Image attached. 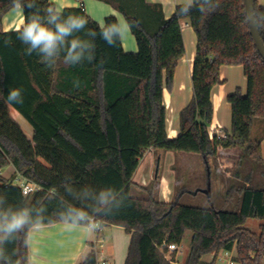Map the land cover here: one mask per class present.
I'll use <instances>...</instances> for the list:
<instances>
[{"label":"trees","instance_id":"16d2710c","mask_svg":"<svg viewBox=\"0 0 264 264\" xmlns=\"http://www.w3.org/2000/svg\"><path fill=\"white\" fill-rule=\"evenodd\" d=\"M115 7L131 25L137 51H125L122 40L109 47L97 36L96 59L71 66L61 58L47 67L17 39L16 30L4 31L2 20L12 0H0V212L29 210V223L0 241V264H29L28 234L35 225L69 222L70 209H84L101 225H117L131 235L125 264H172L164 241L180 246L192 235L184 264H215L220 252L235 249L239 264H264V188L231 186L228 200L238 196L239 208H203L167 203L152 193L147 198L131 194L133 176L149 149L200 154L208 173L209 159H218L219 148L241 149L262 162L261 142L254 141V120L264 119V59L250 33L244 0H217L214 11L193 8L166 17L161 4L146 0H100ZM255 17L264 41V7L254 0ZM40 8L55 6L36 0ZM24 9V17L31 13ZM64 15L88 20L87 29L99 23L84 7L65 8ZM189 20L196 37L192 84L193 97L179 115V135L169 138L164 89L171 90L175 72L185 55L182 21ZM115 15L105 24L117 23ZM83 36V32L76 33ZM93 39L91 37H84ZM224 65H241L247 93L238 88L227 97L232 127L225 136L211 137L213 95L221 84ZM79 79L80 88L73 87ZM22 90L23 103H8L11 89ZM33 127L30 140L10 116V108ZM40 187L24 196L15 174ZM210 174V173H209ZM250 180V177L247 178ZM111 189L123 207L113 215L98 214L97 197ZM249 219L262 221L259 232L246 226ZM80 224H84L81 222ZM213 254L212 261H204ZM77 264H98L94 248Z\"/></svg>","mask_w":264,"mask_h":264},{"label":"crops","instance_id":"0c3cea01","mask_svg":"<svg viewBox=\"0 0 264 264\" xmlns=\"http://www.w3.org/2000/svg\"><path fill=\"white\" fill-rule=\"evenodd\" d=\"M146 1L152 4H161L167 18L175 13L173 4L179 3V0ZM51 2L61 10L83 6L86 13L98 22L99 25L105 24V18L110 15H115L120 22L126 20L124 15L115 7L100 0H51ZM259 4L264 7V0H259ZM24 23V14L13 12L12 9L6 13L2 20L4 31L16 30ZM182 29L186 52L177 66L172 89H164V104L167 111L169 138H175L179 135L180 112L193 97L192 74L197 49V37L189 20L182 21ZM121 40L125 51H137V42L131 30ZM220 80L222 83L214 89V116L210 127V134L211 136L216 134L223 137L232 127V108L227 97L238 88L241 89L243 94H246L247 78L241 65H224L221 68ZM14 119L18 123H21L16 118ZM30 132L32 136L34 133L33 128ZM263 134L264 121L258 120L257 122L255 119L252 135L254 141L261 142L264 161V141H261L262 136L264 138ZM27 136L31 137L28 134ZM219 156L221 159L223 156H230L231 158L242 157L240 161L241 166L238 170L239 173H235V178L238 179L239 177L240 181L245 179L246 175L250 173L243 171V169H246V164L251 160L252 162L255 161L253 158L245 156L244 152L238 148L224 149L220 147ZM182 162L173 151L147 150L141 158L139 167L133 176L134 184L131 188V194L134 197L147 198L149 193H152L159 201L171 202L176 198V189L184 185L189 186V181L180 180L178 175L174 177L168 176L163 170L175 169L176 172L182 167ZM225 165H230V163H226ZM9 170L11 173L14 171L15 174L13 166H9ZM250 171H252L251 168ZM2 175L9 178L3 172ZM15 177L19 178L20 176L16 175ZM250 182L249 180L248 184ZM248 184H239V186L242 187ZM239 205L240 199H237L236 209L239 208ZM261 223L262 221L260 220V225ZM130 238L131 235L125 232V228L117 225H101L100 231H95L92 235L85 233L83 224L73 226L69 222H56L49 225H35L30 228L28 234L29 264H77L86 257L91 248L97 251L98 262L106 260L109 264H125ZM122 239L126 241L124 242ZM223 253L225 255V251ZM177 255L176 252V260L173 264H182L177 261ZM212 260L208 259L204 261L210 262Z\"/></svg>","mask_w":264,"mask_h":264},{"label":"clouds","instance_id":"9594fccd","mask_svg":"<svg viewBox=\"0 0 264 264\" xmlns=\"http://www.w3.org/2000/svg\"><path fill=\"white\" fill-rule=\"evenodd\" d=\"M197 8L201 13L211 12L218 7L217 0H179L173 4L174 11L178 14L187 15L193 8ZM31 9V13L26 16L25 23L16 29L17 39L26 45V53L31 55L35 52L40 61L51 68L63 54L62 61L65 65L75 66L85 61L92 63L96 59V44L94 39L99 36L109 47H115L131 30L128 21H118L112 24L98 25L99 31L85 29L88 20L79 15L65 16L63 11L57 6L40 8L36 0H12V10L23 14L24 9ZM83 32V36L76 33ZM91 37L93 39H86ZM79 79L73 81V87L80 88ZM8 103H23L22 90L11 89L7 97ZM116 200L111 189L101 190L97 202L99 207L95 211L105 216L113 215L124 205L122 201L115 203V211L110 205ZM68 220L73 226L84 222V231L92 235L101 226L84 209L73 208L69 210ZM29 223V210L23 209L14 213L0 212V241L6 235L21 231Z\"/></svg>","mask_w":264,"mask_h":264},{"label":"rangeland","instance_id":"374dc122","mask_svg":"<svg viewBox=\"0 0 264 264\" xmlns=\"http://www.w3.org/2000/svg\"><path fill=\"white\" fill-rule=\"evenodd\" d=\"M10 116L13 119L16 118L17 120H19L23 125L22 127L21 123H19L23 132H26L29 136H31L30 130L33 127L20 113H18L13 108H10ZM258 120L264 121V119L261 118L256 119L257 122ZM28 138L32 140L33 135ZM261 141H264L263 136L261 138ZM175 154L176 156H178V159H181V161H183L182 167L176 172L175 169H168L167 171L163 170V172H165L168 176L174 177L175 175H178L180 177V180L182 181H189V186L184 185L182 187H179L175 191L177 192L176 197H178L180 203L203 208H211L212 206H214L218 209L235 210L237 207V199L239 200L240 198L236 196L231 200L227 199L226 193L231 186L240 187L239 184H248L249 181L247 180V178L250 177L251 182L248 185L253 187L264 188V161H254V163L251 160L250 162H248L246 164V169H243V171L245 173H250L246 175L247 177L245 176V179L240 181L239 177L238 179L235 178V173H239L238 170L241 166L240 161L242 157L231 158L230 156H223V158L221 159L219 156L218 159H209V164L211 168L209 174L207 170V165L200 154L187 152H175ZM226 163H230V165H225ZM250 168L252 171H250ZM3 173L5 174V176L8 175L9 177H12L14 175V171L13 173H11L9 167L5 168L3 170ZM15 183L17 184L16 181ZM208 189H210L209 194L206 193ZM246 226L255 232H259L260 220L249 219L246 223ZM191 238V233L187 232L183 243L179 246V250L177 251V261L179 263L184 264L187 259L190 250ZM122 241L125 242L126 240L122 239ZM208 259H213V254L204 256V260ZM224 259V253L220 252L215 264H225ZM175 260L176 259L174 257V261ZM173 263L174 262H172V264Z\"/></svg>","mask_w":264,"mask_h":264},{"label":"built area","instance_id":"2783aa9c","mask_svg":"<svg viewBox=\"0 0 264 264\" xmlns=\"http://www.w3.org/2000/svg\"><path fill=\"white\" fill-rule=\"evenodd\" d=\"M211 137H213V136H211ZM218 137H221V136H218ZM15 181L22 188V192H23L24 196H30L34 192L40 190V187L37 184H34L33 182H31L25 178H22L21 176L19 178L15 177ZM96 221L100 222L99 220H96ZM96 231H100V227ZM164 248H167V250H168V252L166 254V258L168 260H172L171 254L173 252H177L179 250V246L177 244H167L166 241L163 242V244L161 246V250H163ZM224 256H225V259H224L225 264H239L234 259V257H235L234 249L231 251H225ZM98 264H109V262L106 260H102V261L98 262Z\"/></svg>","mask_w":264,"mask_h":264},{"label":"water","instance_id":"95a60500","mask_svg":"<svg viewBox=\"0 0 264 264\" xmlns=\"http://www.w3.org/2000/svg\"><path fill=\"white\" fill-rule=\"evenodd\" d=\"M245 12L248 18V23L250 27V33L253 37V40L264 59V41L261 37L256 17H255V3L254 0H244ZM206 193H210V189L206 191Z\"/></svg>","mask_w":264,"mask_h":264},{"label":"bare ground","instance_id":"6f19581e","mask_svg":"<svg viewBox=\"0 0 264 264\" xmlns=\"http://www.w3.org/2000/svg\"><path fill=\"white\" fill-rule=\"evenodd\" d=\"M13 25V24H12ZM17 26V25H16ZM19 26V25H18Z\"/></svg>","mask_w":264,"mask_h":264}]
</instances>
